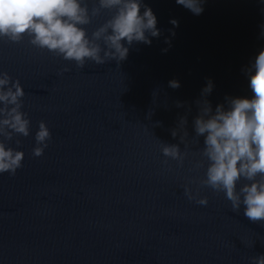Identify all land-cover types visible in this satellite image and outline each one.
Here are the masks:
<instances>
[{
	"label": "water",
	"instance_id": "water-1",
	"mask_svg": "<svg viewBox=\"0 0 264 264\" xmlns=\"http://www.w3.org/2000/svg\"><path fill=\"white\" fill-rule=\"evenodd\" d=\"M145 3L163 34L151 46L133 45L119 65L79 69L27 37L0 40V71L20 81L31 121L19 148L17 138L9 142L24 152L22 168L0 174V264H253L264 255V222L249 221L243 207L233 212L224 193L189 184L203 177L193 170L194 101L209 79L213 107L249 95L241 69L264 48V0H206L199 16L175 0ZM110 15L95 17L89 36ZM189 105L192 154L182 168L165 165L162 142L184 151L170 130ZM41 121L52 139L35 157ZM186 184L207 206L184 195Z\"/></svg>",
	"mask_w": 264,
	"mask_h": 264
},
{
	"label": "clouds",
	"instance_id": "clouds-1",
	"mask_svg": "<svg viewBox=\"0 0 264 264\" xmlns=\"http://www.w3.org/2000/svg\"><path fill=\"white\" fill-rule=\"evenodd\" d=\"M175 3L199 16L204 12L206 0H175ZM104 12L111 15L89 36L87 26ZM169 23L179 26L176 19ZM157 25V16L145 0H93L91 9L88 0H0V40L19 44L27 37L34 48L74 62L79 69H84L86 62L104 65L116 61L119 65L127 59L133 45L151 46L152 38L161 37L163 33ZM164 42L171 47L169 39ZM167 51L168 48L162 49L164 53ZM70 70L65 67L60 74ZM241 72L248 80V96H225L222 103L213 107L208 97L214 83L209 79L200 98L194 101L197 113L191 125L199 147L193 170H203V177L189 184L198 183L200 188L224 193L233 212L238 213L243 207V215L258 223L264 222V48ZM169 87L178 89L181 85L171 80ZM24 96L20 81L0 71V174L15 176L23 166L24 152L9 146V142L31 134L28 113L22 111ZM176 107H185V103L178 101ZM190 114L189 105L170 130L173 139L179 137L184 151L179 144L161 143L165 165L171 160L182 168L192 154ZM157 125L161 126L159 122ZM34 139L33 155L41 157L52 139L45 122H39ZM15 143L19 148L18 138ZM183 191L190 201L207 206V197L198 198L199 188L193 193L186 184ZM252 261L264 264V255L253 257Z\"/></svg>",
	"mask_w": 264,
	"mask_h": 264
}]
</instances>
